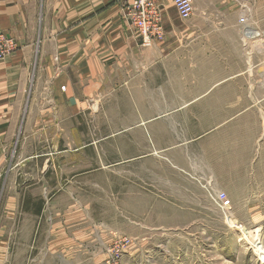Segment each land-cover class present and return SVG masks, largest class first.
I'll list each match as a JSON object with an SVG mask.
<instances>
[{
    "label": "crops",
    "instance_id": "1",
    "mask_svg": "<svg viewBox=\"0 0 264 264\" xmlns=\"http://www.w3.org/2000/svg\"><path fill=\"white\" fill-rule=\"evenodd\" d=\"M174 1L154 0L165 38L145 46L127 15L130 0H0V30L15 43L0 61V219L24 216V235L32 232L24 205L45 200L78 168L74 121L95 107L140 109L123 116L126 124L146 122L144 108L176 109L194 127L183 137L192 148L186 171L212 177L231 203L237 184L250 186L244 173L255 170L257 149L248 125L264 89L248 82L255 46L239 24L245 1L192 0L189 19Z\"/></svg>",
    "mask_w": 264,
    "mask_h": 264
},
{
    "label": "rangeland",
    "instance_id": "2",
    "mask_svg": "<svg viewBox=\"0 0 264 264\" xmlns=\"http://www.w3.org/2000/svg\"><path fill=\"white\" fill-rule=\"evenodd\" d=\"M262 2L254 5L260 29ZM261 43L254 44L247 74L248 82L264 89ZM136 110L95 107L74 121L81 133V150L73 157L78 168L63 173V187L46 189L45 200L24 205L32 210L29 235L24 216L0 219V264H264V102L255 108L257 123L248 125L257 160L255 170L244 174L252 181L236 183L230 217L207 190L211 184L224 191L215 180L185 169L190 160L184 155L192 148L183 137L194 127L183 122V113L144 108L146 122H120ZM70 126L66 122L65 131ZM42 190L26 189L38 196ZM43 209L45 216L36 218ZM60 225L62 231L50 230Z\"/></svg>",
    "mask_w": 264,
    "mask_h": 264
},
{
    "label": "built area",
    "instance_id": "3",
    "mask_svg": "<svg viewBox=\"0 0 264 264\" xmlns=\"http://www.w3.org/2000/svg\"><path fill=\"white\" fill-rule=\"evenodd\" d=\"M241 4L239 24L242 27L243 39L252 44L257 39H261L264 48V29H260L254 21V6L250 2L258 0H244ZM175 7L182 19H189L194 13L192 0H175ZM127 15L143 38L145 46H150L154 41H162L165 38L162 14L158 10L154 0H134L128 5ZM261 43V44H262ZM15 48V43L11 38L5 36L0 30V61L3 60ZM252 65V64H251ZM250 65V67H252ZM207 190L220 209L227 217L231 213V200L224 191H216L211 184ZM128 241V240H127Z\"/></svg>",
    "mask_w": 264,
    "mask_h": 264
},
{
    "label": "bare ground",
    "instance_id": "4",
    "mask_svg": "<svg viewBox=\"0 0 264 264\" xmlns=\"http://www.w3.org/2000/svg\"><path fill=\"white\" fill-rule=\"evenodd\" d=\"M254 244L258 246L259 245V242H255V240H254ZM260 254H262V257L264 258V251L261 250V249H260Z\"/></svg>",
    "mask_w": 264,
    "mask_h": 264
}]
</instances>
